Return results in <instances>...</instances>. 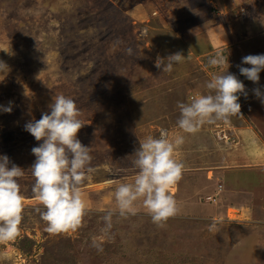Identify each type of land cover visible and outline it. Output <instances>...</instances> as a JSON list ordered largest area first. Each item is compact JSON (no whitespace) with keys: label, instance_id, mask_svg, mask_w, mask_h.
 <instances>
[{"label":"rangeland","instance_id":"rangeland-1","mask_svg":"<svg viewBox=\"0 0 264 264\" xmlns=\"http://www.w3.org/2000/svg\"><path fill=\"white\" fill-rule=\"evenodd\" d=\"M250 6L246 11L255 13ZM183 8L184 0H0V61L8 68L0 73V105L12 102L11 113L0 110V156L24 170L19 184L25 205L21 236L0 243V264H264V103L253 91L264 93V70L258 84L238 77L252 97L241 115L205 123L195 135L183 132L178 104L209 94L206 83L223 74L209 65L208 44L198 40L183 46L191 61L171 71L155 66L158 58L182 51L174 40L185 28L176 17ZM249 44L238 47L232 67L246 66L240 57L249 49L264 54V31ZM198 46L203 51L194 52ZM59 95L80 109L84 125L77 138L92 156L93 171L81 186L84 226L72 235L46 231L31 170V150L42 141L25 130L26 123L50 114ZM244 125L252 130H240ZM162 132L170 140L183 136L176 159L185 171L172 189L179 214L158 228L142 201L137 215L121 218L114 194L120 184L134 183L140 141ZM246 149L249 169L258 164L259 172L245 170ZM221 203L226 208L213 212ZM109 211L113 226L105 234ZM214 220L218 230L209 231Z\"/></svg>","mask_w":264,"mask_h":264},{"label":"clouds","instance_id":"clouds-1","mask_svg":"<svg viewBox=\"0 0 264 264\" xmlns=\"http://www.w3.org/2000/svg\"><path fill=\"white\" fill-rule=\"evenodd\" d=\"M241 11L244 13L243 9ZM128 51L131 54L132 50ZM184 59L181 53H175L166 60L158 58L155 66L159 69L164 65V71H171L173 65L182 63ZM225 62L228 64L219 55L209 59V65L213 67H222ZM242 64L251 67L238 65L240 74L258 84L259 74L264 70V54L247 55L242 58ZM7 71V65L0 61V73ZM206 88L209 94L197 95L191 97L189 103L178 104L180 118L177 123L185 133L195 135L205 123L228 122L231 117L241 115L240 95L247 98L248 94L236 75L227 71L214 75L206 83ZM253 91L264 103V93L259 88ZM11 105V101L7 107L0 105V110L11 113ZM80 115L73 99L59 95L50 105V114L45 112L39 120L25 125V130L36 141H42L31 150L36 157L31 167L35 178L32 192L44 206L45 211L40 215L47 224L46 231L52 235L76 233L84 226L88 210L81 186L86 173L93 171L90 167L92 156L90 148L77 138L84 125ZM183 143V136L170 140L165 132L159 138L149 136L140 141V147L135 151L134 165L138 174L134 183L120 184L114 194L121 218L137 215L138 201H142V207L158 228L165 227L169 219L179 214L180 208L172 189L182 180L185 171V165L176 159V151ZM10 163L6 155L0 156V243L18 239L24 219V197L19 184L24 170L14 163L9 167ZM113 215L109 211L104 216L102 232L105 234L113 226ZM217 223L214 220L209 231L218 230ZM93 246L102 251L95 238Z\"/></svg>","mask_w":264,"mask_h":264},{"label":"crops","instance_id":"crops-1","mask_svg":"<svg viewBox=\"0 0 264 264\" xmlns=\"http://www.w3.org/2000/svg\"><path fill=\"white\" fill-rule=\"evenodd\" d=\"M185 8L179 9L176 15L177 19L180 21H184L180 24L185 26V28H180L175 34L177 37L175 38V43L178 45L177 50H182L181 53L185 59L183 61H191L190 53L186 52L183 46L187 47L191 42L206 43L208 47L205 49L207 53V58H212L217 55H222L225 61H228V64L225 62L222 67L218 68V71L221 73H225L226 71L230 74H234L238 77L242 76L238 70V66L236 68L231 66L233 61H239L236 57L238 47L243 43L251 42L250 47L254 46L255 35L258 33H263L264 31V11H262L263 2L260 0H184ZM251 4L249 8L252 7V3L254 4L256 10L255 13H251L250 11H246L247 4ZM244 10V13L241 10ZM205 13H209L206 15ZM240 14L244 17H241ZM247 16V17H245ZM191 21L195 22L191 24ZM200 27H205L206 30L200 33L199 37L194 35L197 32V29ZM200 46V45H199ZM199 46L196 47L194 52L203 51L199 49ZM227 51V54H225ZM249 49V53L242 55L240 57V61L242 58L251 55ZM176 53V52H175ZM174 53V54H175ZM215 54V55H214ZM167 57L164 59L166 60ZM189 59V60H187ZM247 67V66H244ZM244 77V76H243ZM246 80L247 78L244 77ZM252 97L250 94L245 98L244 95H240L239 103L241 105H246ZM246 99H249L247 102ZM242 107V106H241ZM241 121V118H240ZM239 122V121H237ZM240 130H252L249 125H244L239 127ZM228 134L226 133V136ZM214 138L218 142H223V136L221 134L216 135L214 133ZM241 142V141H240ZM245 156L244 161L246 162L245 170H255L256 172L262 170L259 169L258 164H254L249 169V163L251 162V158L249 157L248 150L244 151ZM256 165V166H255ZM247 187L243 186L240 190L244 191ZM227 205L221 203L217 204L213 212L218 213L219 211L226 208ZM263 206V205H262ZM230 207H246L242 203H233L230 204ZM250 209L249 207H247ZM259 214H262L261 210H259ZM246 225H244L245 227Z\"/></svg>","mask_w":264,"mask_h":264},{"label":"built area","instance_id":"built-area-1","mask_svg":"<svg viewBox=\"0 0 264 264\" xmlns=\"http://www.w3.org/2000/svg\"><path fill=\"white\" fill-rule=\"evenodd\" d=\"M222 187H223V185H222V182L220 181V184H219V189L221 190V189H222ZM210 199H211V197H210ZM214 202H216V198L214 199Z\"/></svg>","mask_w":264,"mask_h":264},{"label":"trees","instance_id":"trees-1","mask_svg":"<svg viewBox=\"0 0 264 264\" xmlns=\"http://www.w3.org/2000/svg\"><path fill=\"white\" fill-rule=\"evenodd\" d=\"M247 67H249L250 65H246ZM251 67V66H250Z\"/></svg>","mask_w":264,"mask_h":264},{"label":"bare ground","instance_id":"bare-ground-1","mask_svg":"<svg viewBox=\"0 0 264 264\" xmlns=\"http://www.w3.org/2000/svg\"><path fill=\"white\" fill-rule=\"evenodd\" d=\"M242 212V210H240V213Z\"/></svg>","mask_w":264,"mask_h":264}]
</instances>
